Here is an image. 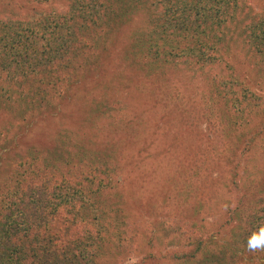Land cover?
I'll return each mask as SVG.
<instances>
[{
  "label": "trees",
  "instance_id": "16d2710c",
  "mask_svg": "<svg viewBox=\"0 0 264 264\" xmlns=\"http://www.w3.org/2000/svg\"><path fill=\"white\" fill-rule=\"evenodd\" d=\"M30 1L64 5V8H54L35 23L29 21L24 25L9 18L0 21L2 70L14 79L33 80L36 93L46 92L49 84L53 93L74 99V88L83 90L86 86L83 71L98 78L96 74H104L105 63L114 55L117 62L114 69L118 71H111L110 81L120 91L128 92L133 77L139 76L161 92L163 98L176 94L180 106H175L176 113L156 115L155 120L170 125L172 118L177 119V126L168 128L174 134L188 130L192 141L185 146L181 139L179 144L175 142L156 154L164 153L168 165L161 167L158 195L153 198L160 199L162 205L168 204L169 198L178 199L173 190L182 187L181 192L190 197L178 200L176 208L183 211V221L191 225L181 226L183 231L185 227L192 228L194 220L207 212L205 181L212 170L218 169L223 178L225 183L221 188L230 186L243 192L240 163L245 153L252 158V150L261 149L264 154V108L258 109L253 124L242 119L248 111L247 102L254 100L256 106L262 102L244 82L259 80L261 85L264 82V11L263 15L254 13L247 0ZM239 52L243 53L241 58L236 54ZM226 53L232 57L224 58ZM255 56L260 58L259 64L252 61ZM187 57L198 67L196 71L206 86L199 93L205 97L203 107H209L206 112L200 104L203 101L196 99L201 102L193 100L191 105L175 90L179 88L177 75L183 70L179 65H185ZM213 64H221L224 73L226 70L232 73L224 80L228 86L230 82L236 87L244 85L241 95H231L227 85L222 86V74L210 71ZM186 66L194 68L191 64ZM238 68L244 75L245 71L249 74V79L243 77V85L233 74L240 72ZM86 91L85 88L83 95L78 94L82 106L89 99ZM100 92V97L104 96ZM236 100L243 105L242 114L237 115L232 109ZM139 106L134 107L136 117L125 118L122 123L125 126L115 129L119 136L92 139L84 138L82 133V138L73 145L75 152L58 170L60 175L52 165L45 168L48 171L36 165L33 179L17 184L16 198L0 218V264H112L123 253L119 251L122 245L106 247L112 243L110 237L120 233L129 215H122L118 207L114 212L109 211L112 215H106L108 207H100L110 185L129 183L135 174L145 178L149 173L142 166L147 162V146L154 132L148 135L143 129L150 131L154 119L141 115L144 112L139 111L143 107ZM201 121L204 132L197 127ZM203 146H208L209 152L204 157ZM78 154L97 158L101 165L85 167L84 163L81 170L77 166L81 164L79 160L71 161ZM87 162L92 164L90 160ZM63 163H59L58 169ZM172 165L177 169L170 171ZM260 185L264 190V180ZM192 187L196 195L188 192ZM250 193L245 190L243 195ZM189 202V207L184 208ZM242 202L251 231L243 234L240 227L243 218L235 215L234 232L229 240L217 242L210 236L208 243L214 245L212 249L201 238L190 237L198 238L194 253L188 252L185 259L177 258L174 264H235V259L242 260L244 253H264V227H261L264 223L260 222V218L264 220V200ZM130 205L137 211H150L146 198ZM150 209H154L153 204ZM255 210L263 214L253 226ZM184 239H189L186 233Z\"/></svg>",
  "mask_w": 264,
  "mask_h": 264
},
{
  "label": "rangeland",
  "instance_id": "374dc122",
  "mask_svg": "<svg viewBox=\"0 0 264 264\" xmlns=\"http://www.w3.org/2000/svg\"><path fill=\"white\" fill-rule=\"evenodd\" d=\"M262 1L264 0H247L246 4L250 5L249 7L254 13L263 15L264 2ZM57 7L64 8V5L40 4L30 0H0V21L2 22L9 18L22 24L29 21L35 23L39 17L49 14L51 10ZM236 54H238L239 58L243 56L242 52ZM223 57L229 59L232 55L231 53H226ZM115 58L113 55L110 57L109 63H105L106 71L104 74H96L99 79L95 75H90V73L87 74L83 71L82 75L86 83L85 88L87 89L86 95L89 97V99H85L83 106L77 98L78 94L79 96L83 95L85 88L83 90L74 88V99L72 96L70 99H64V96H60V93H53L50 91L49 84L46 87L47 91L39 94L36 93V83L33 80L27 82L23 81V79H14V77H11L0 68V218L5 211L7 212L5 209L10 205V201L16 198L17 184L20 185L21 182L33 179L35 172L32 171L38 169L37 166L44 171H48L45 168H49L52 165L59 174L58 170L62 169L66 164L67 158L69 159L73 155L75 152L73 151V145L76 144L77 139L82 138L83 134H85L84 138L89 136L92 139L119 136V134L115 133V129L125 126L122 124L125 122V118L137 116V113H134L136 112L134 107L139 106L137 103L139 101V108L143 107L139 112H144L141 115L146 114V118L153 117L154 119L150 131L143 129L144 133L146 132L148 135L154 132V136L149 138L147 146V162L143 164L144 167L142 166L149 173L145 174V178L141 177L140 174H135L132 182L110 185L105 191L106 195L100 208L108 207L106 215H112L111 212H114L117 207L124 213L122 215L127 217L129 215L122 230L119 231L120 233L110 237L112 243L109 247H106V249H112L113 245L115 247L122 245V249L120 248L119 251L123 253L117 256L112 264H174L177 258L185 259V255H188V252L194 253L195 241L198 238H201L203 243L213 249L214 245L208 243L210 236L217 242L229 240L231 233L234 232L235 215L243 218L242 225H240L243 234L251 231L250 225L245 220L248 212L243 209L242 200L250 199L252 203H260L264 200V190L262 185H260L261 180H264L262 176L264 170V154L262 150H252V158L246 152L244 160L240 163V168H243L242 184L243 188H245L243 192L249 190L251 193L244 196L243 192H240L243 195L242 197L235 189H230V186L228 189L221 188V184L225 182L219 175L218 169L212 170L205 181V188L208 191L205 194L206 199L200 196L202 200L205 199L204 206L206 205L207 212L201 215V219L196 218L194 220L195 225L192 228L185 227L183 231L181 226L187 223L183 221V211H179L176 206L180 202L178 200H182L185 197L189 199L190 196L185 192H181L182 187L179 186L173 190L174 195L178 199L169 198L168 204L162 205L160 199L153 198L158 195L157 187L162 179L161 177L158 180L162 172L161 167L168 165V157L164 153L158 156L156 154L161 153L166 147L175 142L179 144L181 139L183 140L182 144L185 146L191 144L192 141V136L188 130L184 134L181 132L174 134L168 128L170 126L176 127L177 119L172 118L170 122L173 124L169 125V122H167L168 126L155 120L156 115L162 116L176 113L175 106H179L176 94L173 92V96L166 95L163 98L161 92L151 86L150 82L142 81L143 79L139 76L133 77L128 92L120 91L118 85L110 81L111 71H118L114 69V65L117 63ZM252 61L259 64L260 58L255 56ZM188 64L194 65V68L188 69L186 66ZM221 66L223 65L213 64L212 67L214 69L211 68L210 71L222 74L224 78L220 82L224 86L227 85L224 80L232 73L227 70L224 73ZM179 67L183 70L182 74L177 75L179 88L175 90L179 91L181 93L179 95L189 104L196 99L203 101L200 104L203 111L206 112L209 107H203L205 97L199 94L200 88L203 90V86H206L197 73L198 67L189 57H187V63L185 65L181 64ZM237 71L240 72L233 74L242 81L241 84L243 85V77L247 80L249 79V74L245 71L244 75L242 69ZM257 81L254 83L244 82L249 90L256 92L255 95L259 96L258 99H262V102L257 106L254 104V100L247 102L248 111L242 116V119L244 120L245 118L246 122H251L252 124L256 121L258 109L264 108V82L261 85L259 80ZM243 88L244 85L243 87H236L232 86L231 82L230 86L227 85L226 87L231 95H241L240 92ZM100 91L105 93L104 96L100 97ZM201 101H195V103ZM191 105H194V103ZM90 109L92 110L90 111L91 115L88 116L87 112ZM232 109L237 115L243 113V105L238 100L235 101ZM243 120L241 121L243 122ZM203 122H197V127L201 128V132H204ZM128 128L129 130L131 129L130 126ZM123 132H125V129ZM202 148V157H204L205 154L209 153L208 146H203ZM84 157H82V154L80 156L78 154L71 161L75 163L79 160L81 164H77V166H81V170H83L82 165L84 163L85 167L101 165L97 158ZM87 160H90L92 164H89ZM61 162L64 163L58 169V165ZM18 166L20 169H18ZM170 169V171H173L177 169V166L172 165ZM156 170L157 172L155 173L154 171ZM53 173H55V170ZM195 187L189 189L188 192L190 191V194L196 195ZM200 187L202 188L203 186L200 185ZM255 192L262 194L258 195ZM145 198L150 210L147 213L145 211H137L130 205V202H143ZM113 203L115 204L111 205ZM152 204L154 209H150ZM185 204L188 206L184 208H188L190 202ZM93 209L101 213L100 209ZM255 211L256 213H254L255 215L252 218L253 226L257 224L256 220L263 214L258 210ZM260 222L264 223V220L260 218ZM187 226L191 225L187 224ZM198 226H200L199 229L196 228ZM261 227H264V224H261ZM111 233H114V231H111ZM185 233L189 239H184ZM193 236L198 238H190ZM241 258L242 260L235 259V264H264V253L262 252H255L254 254L244 253ZM181 261L179 260L178 262Z\"/></svg>",
  "mask_w": 264,
  "mask_h": 264
}]
</instances>
